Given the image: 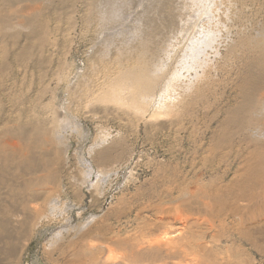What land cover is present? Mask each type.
<instances>
[{"label": "rangeland", "instance_id": "1", "mask_svg": "<svg viewBox=\"0 0 264 264\" xmlns=\"http://www.w3.org/2000/svg\"><path fill=\"white\" fill-rule=\"evenodd\" d=\"M263 21L264 0H0V263L92 264L98 240L113 251L96 264H230L238 243L264 264ZM138 69L158 77L143 109L106 95ZM164 212L186 250L151 249ZM244 224L255 248L234 243Z\"/></svg>", "mask_w": 264, "mask_h": 264}, {"label": "bare ground", "instance_id": "2", "mask_svg": "<svg viewBox=\"0 0 264 264\" xmlns=\"http://www.w3.org/2000/svg\"><path fill=\"white\" fill-rule=\"evenodd\" d=\"M11 1V0H10ZM252 1V0H251ZM254 1V0H253ZM257 1V0H256ZM20 2V1H19ZM19 4V3H18ZM17 4V5H18ZM16 5V6H17ZM9 7V6H8ZM17 11V10H16ZM17 13H19V12H17ZM18 16V15H17ZM19 17V16H18ZM150 19V18H149ZM31 20V19H30ZM171 22V21H170ZM264 22V21H263ZM149 24H150V22H149ZM263 26V25H262ZM152 27V26H151ZM262 30H263V27L261 28ZM154 32V31H153ZM156 32V31H155ZM210 32H211V30H210ZM209 33V32H208ZM213 33V32H212ZM263 33H264V31H263ZM154 34V33H153ZM155 36V35H154ZM193 36H195V35H193ZM201 36V35H200ZM196 37H198V36H196ZM206 37H208V35H203V37H201V38H198L196 41H194V42H192L191 40V44H189V55H190V59H189V57H187V59L188 60H191L192 58L193 59H195V58H197L198 57V54H197V57H196V55H195V53H197V51H198V53H200L199 51H201V50H199V49H201V48H203V45H202V47H200L199 45H201V44H204V42L206 41ZM195 38V37H194ZM263 38V37H262ZM201 39V40H200ZM255 39V38H254ZM261 39V38H260ZM257 40V39H256ZM259 43V42H258ZM263 43H264V39H263ZM204 45H206V44H204ZM252 45H254V44H252ZM251 44H250V46H252ZM256 46V45H255ZM261 46V45H260ZM264 46V45H263ZM198 47H200L199 49H197ZM205 47V46H204ZM259 47V46H258ZM254 48V47H253ZM257 48V47H256ZM261 49V48H260ZM260 49H257V50H260ZM262 49H264V48H262ZM203 50H205V49H203ZM250 50V49H249ZM254 50V49H253ZM186 51V50H185ZM256 51V50H255ZM231 52V51H230ZM264 52V51H263ZM254 53V52H253ZM260 53H261V51H260ZM259 53V54H260ZM188 55V53L185 55V56H187ZM201 55V54H200ZM247 55H248V53H247ZM251 55V54H250ZM260 55H263V53L262 54H260ZM246 56V55H245ZM184 57V56H183ZM200 57V56H199ZM203 57V56H202ZM247 58H248V56H246ZM250 57V59H252L251 58V56H249ZM258 57V56H257ZM256 56L254 57V59H252V62H253V65L255 66V67H257V68H260V72H261V69H264V60L262 59V58H257ZM185 59V58H184ZM188 60H184V61H182L183 62V68H185V67H187V68H185L186 70H189V68L191 69L192 67H193V65H190L189 66V64H190V62L188 61ZM194 61H196V60H194ZM199 61V60H198ZM245 61V60H244ZM263 61V62H262ZM248 62V61H247ZM246 62V63H247ZM250 62V61H249ZM248 62V63H249ZM187 63V64H186ZM184 64H186V66L184 65ZM204 63H202V65H203ZM252 64V63H251ZM196 65V64H195ZM199 67H200V62H199ZM245 66H247V65H245ZM245 66H243V68L245 67ZM253 66V67H254ZM142 67V66H141ZM176 67V66H175ZM179 67V66H178ZM181 67V68H182ZM198 67V66H197ZM205 67V66H204ZM241 67H242V65H241ZM252 67V66H251ZM254 67V68H255ZM139 68V67H138ZM181 68L179 69V70H181ZM194 68V67H193ZM256 68V69H257ZM199 69H201V68H199ZM253 69V68H252ZM179 70H178V72L177 71H173V76H174V73H175V75L176 74H178L179 73ZM196 70V69H195ZM194 70V71H195ZM255 70V69H254ZM259 70V69H258ZM256 71V70H255ZM203 72V71H202ZM204 73H205V71H204ZM253 70H251L250 69V67L248 66V68H246L245 69V72H244V77H243V80H242V83H241V92H240V96H241V98H242V102H240V104H236L237 105V108L233 111V115L235 116V115H237L240 111H244L245 109H246V107H247V105L248 106H250V104H249V99H250V94H249V92H248V90H249V88L251 87L252 88V85H251V81H252V78H253ZM262 73V72H261ZM260 73V74H261ZM182 74V73H181ZM195 74V73H194ZM207 74V73H206ZM131 75H132V77H134V78H136L137 80H136V82H135V85L133 86V85H130V86H121V93L120 94H115V95H113L111 92L110 93H107L106 95L108 96V97H110V98H114V99H117L119 102H121V103H124V104H127V105H129V106H132V107H134V108H136V109H143V107H142V103H141V97H142V95L144 96V95H147V94H150L151 93V91L154 89L153 87L157 84L156 82H157V79H158V77L156 78V77H151L150 76V74H147V75H145V74H143L141 71H140V69H138V70H136V71H134V72H131ZM205 75V74H204ZM264 75V74H263ZM262 75V76H263ZM170 76V75H169ZM175 78H176V76H174ZM205 77V76H204ZM257 77H259L258 76V74H257ZM261 77V76H260ZM241 78V77H240ZM256 78V77H255ZM168 79H170V78H168ZM257 79V78H256ZM172 80V79H171ZM238 80V79H237ZM263 80V79H262ZM175 81V80H174ZM173 81V83L175 84V82ZM258 81V80H257ZM264 81V80H263ZM263 81H262V83H263ZM256 82V81H255ZM166 83V82H165ZM168 83V82H167ZM237 83H238V81H237ZM205 84H207V83H205ZM236 84V83H235ZM261 84V83H260ZM178 85V84H177ZM200 85V84H199ZM240 85V84H239ZM254 85V84H253ZM256 85V84H255ZM259 84H257V86H258ZM163 86V85H162ZM167 86V85H166ZM174 86V85H173ZM205 86V85H204ZM203 86V87H204ZM257 86L256 87H254V88H256L257 90H259L258 88H257ZM260 86V85H259ZM175 87V86H174ZM176 87H178V86H176ZM261 87H262V85H261ZM156 88H158L157 86H156ZM161 88V87H160ZM165 88V87H164ZM169 88V87H168ZM200 88V87H199ZM170 89V88H169ZM262 89H264V88H262ZM174 90V89H173ZM239 90V89H238ZM252 90V89H251ZM250 90V91H251ZM171 91V90H170ZM200 91V90H199ZM255 91V90H254ZM253 91V92H254ZM255 92H257V91H255ZM262 92V91H261ZM259 93V92H258ZM264 93V92H263ZM257 94V93H256ZM258 95V94H257ZM259 95H261V94H259ZM264 95V94H263ZM256 96V95H255ZM255 96L252 98V99H254L255 98ZM163 97V96H162ZM236 98H238V96L236 97ZM257 98H258V96H257ZM239 99H240V97H239ZM238 99V101H240ZM259 99V98H258ZM262 99V98H261ZM251 100V99H250ZM255 100V99H254ZM260 100V99H259ZM263 100V99H262ZM262 100H260V101H258L259 102V104H260V102L262 101ZM237 101V100H236ZM264 101V100H263ZM255 102V101H254ZM251 105L253 104V102H252V100H251ZM256 104H258V103H256ZM256 104H254V106H256L257 107V105ZM261 104L263 105L264 104V102H261ZM253 106V107H254ZM259 106V105H258ZM255 108V107H254ZM258 108V111L257 112H259V107H257ZM260 109H262V108H260ZM251 110V109H250ZM254 110V109H253ZM253 110H251V111H253ZM261 111V110H260ZM255 110H254V114H255ZM253 113H251V114H253ZM261 113V112H260ZM228 114H230V113H228ZM232 114V113H231ZM253 114V115H254ZM258 114L259 113H256V117L258 116ZM255 117V116H254ZM260 117H261V114H260ZM237 118H239V117H237ZM243 118V117H242ZM249 120H251L249 117H247ZM227 119V118H226ZM232 119H233V117H232ZM234 120V119H233ZM244 120V119H243ZM263 120V119H262ZM70 121V120H69ZM227 121V120H226ZM232 121V120H231ZM235 121V120H234ZM241 121V120H240ZM245 121H246V119H245ZM223 122V121H222ZM230 122V121H229ZM248 122V124H251L249 121H247ZM252 122V121H251ZM229 124V123H228ZM222 127H223V125H222ZM258 127V126H257ZM260 127V126H259ZM227 128V127H226ZM257 129V128H256ZM251 130V129H250ZM254 130V129H253ZM252 130V131H253ZM258 130V129H257ZM263 131H264V129H263ZM251 132V131H250ZM262 132V131H261ZM262 134V133H261ZM255 136V135H254ZM253 137V136H252ZM257 137V136H256ZM259 137V136H258ZM220 139V138H219ZM252 138H251V136H250V140H251ZM254 139H255V137H254ZM218 142H219V140H218ZM254 142H256V141H254ZM259 142V141H258ZM257 143V142H256ZM214 144H215V142H214ZM258 144V143H257ZM261 147H262V145H260ZM263 149V148H262ZM210 151V150H209ZM262 151H264V150H262ZM257 153H259L258 151H257ZM254 154V153H253ZM252 155V154H251ZM254 156V155H253ZM264 157V156H263ZM209 158V157H208ZM216 158V157H215ZM260 159H262V158H260ZM213 162V161H212ZM257 162V161H256ZM260 162V161H259ZM215 163V162H214ZM263 163V162H262ZM208 165V164H207ZM260 167V166H259ZM214 168H215V166H214ZM262 167H260V169H261ZM210 169V168H209ZM262 171H263V169H262ZM262 173V172H261ZM250 174V173H249ZM243 175H244V173H243ZM248 175V174H247ZM246 175V176H247ZM240 178V177H239ZM240 179H243L242 177L240 178ZM247 180V179H246ZM250 181V180H249ZM255 181H257V180H255ZM247 182V181H246ZM229 183V182H228ZM231 183V182H230ZM254 183H256V182H254ZM226 184V183H225ZM238 186H240V185H238ZM222 187V186H221ZM251 187H252V185H251ZM217 188V187H216ZM240 188V187H239ZM250 188V187H249ZM257 189V188H256ZM204 190V189H203ZM189 191V190H188ZM240 191V190H239ZM252 191V190H251ZM190 193V192H189ZM201 193V192H200ZM256 193H257V191H256ZM259 193V192H258ZM192 194V193H191ZM190 194V195H191ZM194 194V193H193ZM204 194H206V193H203V195ZM228 194V193H227ZM240 194L241 193H239V196H240ZM263 194V193H262ZM230 195V194H229ZM228 195V196H229ZM232 195V194H231ZM247 193H246V197H247ZM260 195V194H259ZM208 196V195H207ZM255 196H256V194H255ZM245 198V197H244ZM227 199V198H226ZM239 199H241V200H243L242 198H240L239 197ZM238 199V200H239ZM252 199V198H251ZM229 200V199H228ZM235 200V199H234ZM245 200V199H244ZM252 201V200H251ZM184 202V201H183ZM229 202V201H228ZM228 202H227V204H228ZM226 203V202H225ZM230 203V202H229ZM233 204H235V203H233ZM236 205V204H235ZM167 207V206H166ZM179 207L180 206H178V209H179ZM226 207V206H225ZM241 207V206H240ZM158 208V207H157ZM228 208V207H227ZM236 208V207H235ZM170 209V208H169ZM218 209V208H217ZM222 209V208H221ZM166 210V209H165ZM171 210V209H170ZM223 210V209H222ZM173 212H174V210H172ZM177 211V210H176ZM175 211V212H176ZM180 211V210H179ZM192 211V210H191ZM217 211H220V210H217ZM235 211V210H234ZM170 211H168V213H169ZM173 212H171L172 214H173ZM233 212V211H232ZM236 212V211H235ZM163 213V212H162ZM237 213V212H236ZM259 214V213H258ZM169 215H171V214H169ZM174 215V214H173ZM172 215V216H173ZM176 215H178L179 216V214H176ZM190 215V214H189ZM197 215V214H196ZM206 215V214H205ZM239 215V214H238ZM185 216V215H184ZM186 216H188V215H186ZM199 216V215H198ZM237 216V215H236ZM174 217V216H173ZM181 217V216H180ZM164 218H168V216H165V212H164V216H160V217H158L157 218V220L160 222L159 224L160 225H157L156 224V231L158 232L157 234L155 233L154 234V232L152 231V229H150L149 230V226H148V229L147 230H149V231H152L153 233H151V234H153L155 237L154 238H149L147 241H148V243L150 244V246H152L151 247V249L153 248V249H155V250H159V249H164L163 251L164 252H166V251H169L170 249H174V248H172V247H175V245L173 246V240H177V242L176 243H174V244H176V248H180L181 249V246H182V249L184 248L183 247V245H180V247H178L177 246V243H178V241H179V238L177 239V237L181 234L182 235V233H180V231H179V229H177L178 231H179V235L176 237V234H177V232H176V230L174 231V232H170L169 230H168V226H166L167 225V223L166 222H164ZM172 218V217H171ZM184 218V217H183ZM189 218V217H188ZM173 219H175V217L173 218ZM181 219V218H180ZM206 220H207V218H205ZM240 219H241V217H240ZM177 220V219H176ZM188 220V219H187ZM198 220V219H197ZM244 220V219H243ZM180 221V220H179ZM181 221H184V220H181ZM189 221V220H188ZM191 221V220H190ZM196 221V220H195ZM209 221V220H208ZM255 221V220H254ZM175 222V221H174ZM185 222H186V220H185ZM198 222V221H197ZM236 222H237V220H236ZM245 222V221H244ZM256 222V221H255ZM186 223H188V222H186ZM185 223V225H187ZM190 223V222H189ZM188 223V224H189ZM224 223V222H223ZM150 224V223H149ZM205 224V223H204ZM240 224V223H239ZM253 224V223H252ZM182 225V224H181ZM250 225H251V223H250ZM257 225V224H256ZM263 226H264V219H263V224H262ZM183 226V225H182ZM190 226V225H189ZM222 226V225H221ZM244 226H245V224L242 226V227H240V229L242 228H244ZM261 226V225H260ZM263 226H262V228H263ZM0 227H1V224H0ZM155 227V226H154ZM210 227V226H209ZM254 227V226H253ZM178 228V227H177ZM188 228H190V227H188ZM216 228V227H215ZM256 229H258V228H256ZM261 229V228H260ZM190 230V229H189ZM252 230V229H251ZM250 229L249 230H246V228L245 229H243V230H238L239 232L237 233V235H238V239H234V243H235V241L237 240L238 242H240V243H242V241L244 242H247V243H249L250 245H251V247L252 248H255L256 247V244H255V241L257 240L256 238H257V234H261V232H262V230L260 231H258L257 230V233L256 232H253V231H255V230H253V231H251ZM182 231V230H181ZM213 231H211L210 232V234L212 233ZM10 234H9V236H11L12 235V232H9ZM214 233V232H213ZM255 233V234H254ZM144 234H145V232H144ZM144 234H142V236H141V238L142 237H144L143 235ZM148 235H149V233H147ZM203 234V233H202ZM256 235V236H255ZM146 237H150V236H147V235H145ZM174 237H176L175 239H174ZM256 237V238H255ZM140 238V239H141ZM193 238V237H192ZM195 238V237H194ZM214 238V237H213ZM261 238H262V236H261ZM0 239H1V237H0ZM226 239V238H225ZM228 239V238H227ZM230 239H232V238H230ZM256 239V240H255ZM263 239V238H262ZM261 239V240H262ZM141 240H143V238L141 239ZM140 240V241H141ZM181 240V239H180ZM183 240V239H182ZM185 240V239H184ZM218 240V239H217ZM260 240V239H259ZM264 240V239H263ZM198 241V240H197ZM216 241V240H215ZM137 242H139V241H137ZM230 242V241H229ZM231 242H233L232 240H231ZM260 242V241H259ZM181 243V242H180ZM225 243H226V240H225ZM133 244V243H132ZM203 242H202V246H203ZM229 244V243H228ZM199 244H197V242H196V246H198ZM205 245V244H204ZM227 245V244H226ZM92 246H93V249H94V251L93 252H87L89 255H90V257H91V259H92V264H96V261L94 260V256H95V253H100L101 252V254H104V258L105 259H103L102 260V262H105V263H109L110 261L109 260H111V258L109 257L110 255H111V252L113 251L110 247H109V245L108 244H103V242L102 241H98L97 240V242H95V243H93L92 244ZM133 247H135L136 246V243H134L133 245H132ZM202 246H199V248H201ZM205 246H207V248L206 249H209L208 248V244L207 245H205ZM188 247V246H187ZM187 247H185V248H187ZM226 247V246H225ZM102 248H104L106 251H105V253L103 252V250H102ZM130 248H132L131 246H130ZM184 248V249H185ZM190 248V247H189ZM191 248H192V246H191ZM212 248V247H211ZM227 248V249H226ZM225 248V250H226V254L224 255V256H226V259L228 260V262L230 263V264H248V260L247 259H245V258H243L242 256V258L240 257H238V255L240 254L239 253V250L240 249H242L241 248V244H239L238 243V246H227ZM257 248H259V247H257ZM181 249V250H182ZM192 249H194V248H192ZM196 249V251H198L197 249H198V247L197 248H195ZM204 249L205 248H203L202 247V250H203V252L202 253H204L205 251H204ZM205 249V250H206ZM132 250V249H131ZM186 250V249H185ZM184 250V251H185ZM189 252H190V250L189 249H187ZM200 250V249H199ZM201 250V251H202ZM176 251H177V253H178V251H179V249L177 250L176 249ZM192 252V254H195L196 255V251H195V253H193L194 252V250H191ZM209 251V250H208ZM206 252V253H208L209 254V252ZM241 251V250H240ZM246 251V250H245ZM245 251H244V253H245ZM7 252V250L5 251V253ZM95 252V253H94ZM153 252V251H152ZM158 252V251H157ZM171 252V251H170ZM172 252H174V251H172ZM185 252H187V251H185ZM188 252V253H189ZM242 252V251H241ZM81 256H85V251H82V250H79V252H78ZM156 253V252H155ZM180 253H182L183 255H184V253L183 252H180ZM188 253H187V255H188ZM201 252H199L198 253V255L200 254ZM206 253L204 254V256H207L206 255ZM261 253V252H260ZM139 254V253H138ZM138 254H137V257H138ZM167 254L169 255V253L167 252ZM171 254H176V252L175 253H171ZM186 254V253H185ZM190 254V253H189ZM211 254H213V253H211L210 252V256H212ZM216 254V253H215ZM262 254L264 255V252H262ZM177 255H179V254H177ZM197 255V256H198ZM203 255V254H202ZM80 256V257H81ZM88 256V255H87ZM108 256V257H107ZM140 256L141 255H139V259H140ZM146 256V255H145ZM182 256V255H181ZM185 256V255H184ZM183 256V257H184ZM196 256V257H197ZM199 256H201V255H199ZM203 256V258H205ZM215 256V258H216V255H214ZM219 256V255H218ZM223 255H222V259H223V262H225V257H224ZM133 256H131V258H132ZM136 256H134V258H135ZM136 257V258H137ZM178 257V256H177ZM199 258V257H198ZM202 258V260L204 261V259ZM138 259V258H137ZM137 259H136V262H137ZM138 259V260H139ZM206 259V258H205ZM214 259V258H213ZM132 261H128L130 264H132L133 263V260L134 259H131ZM215 260H217V259H215ZM143 260H141V261H139V262H142ZM168 261V260H167ZM198 261H200V262H203V261H201V260H198ZM207 261H208V259H207ZM212 261V259L210 260L209 259V262H211ZM135 262V261H134ZM139 262H137V263H139ZM170 262V261H169ZM205 262V261H204ZM203 262V263H204ZM146 262H144L143 261V264H145ZM173 263V262H172ZM171 263V264H172ZM211 263H213V261L211 262ZM252 263V262H251ZM1 264V263H0ZM125 264H128V263H125ZM133 264H136V263H133ZM139 264H141V263H139ZM149 264V263H148ZM218 264V263H217ZM223 264V263H222Z\"/></svg>", "mask_w": 264, "mask_h": 264}]
</instances>
